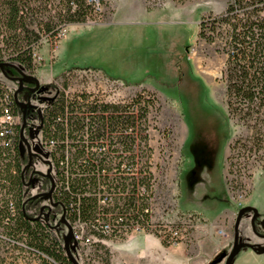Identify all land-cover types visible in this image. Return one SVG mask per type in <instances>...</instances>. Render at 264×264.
I'll use <instances>...</instances> for the list:
<instances>
[{
  "label": "rangeland",
  "instance_id": "rangeland-1",
  "mask_svg": "<svg viewBox=\"0 0 264 264\" xmlns=\"http://www.w3.org/2000/svg\"><path fill=\"white\" fill-rule=\"evenodd\" d=\"M91 2L92 16L86 22L65 25L59 40L42 38L35 50L37 61L26 71L30 79L23 77L16 92L23 103L27 97L30 106L22 134L31 155L24 142L20 146L27 165V211L54 226L63 243L67 228L60 208L46 196L48 153L38 136L41 111L50 97L57 91L68 97L84 92L90 101L124 102L145 90L155 98L148 129L154 176L149 223L132 228L123 239L109 230L100 239L69 221L90 236V244L71 239L69 249L78 264H139L128 262L122 253L135 258L143 247L158 255L156 237L195 259L208 255L213 245L220 246L225 252L223 264L232 247L239 208L253 201L264 204V133L255 136L226 111L222 78L226 54L221 49L225 34L217 35L215 42L197 35L200 21L220 15L227 0ZM0 83L14 92L18 88V80L1 71ZM53 173L56 180L54 169ZM242 222L245 217L237 229L245 231ZM249 227L255 236H264L258 215ZM242 241L243 234L238 233V242ZM199 246L205 249L198 255ZM18 251L16 255L0 245V263H52L36 253ZM256 264H264V256Z\"/></svg>",
  "mask_w": 264,
  "mask_h": 264
},
{
  "label": "trees",
  "instance_id": "trees-1",
  "mask_svg": "<svg viewBox=\"0 0 264 264\" xmlns=\"http://www.w3.org/2000/svg\"><path fill=\"white\" fill-rule=\"evenodd\" d=\"M158 1L163 0H145ZM91 16L88 0H0V71L10 79L22 75L30 79L26 71L33 67L42 38L59 40L65 25L84 23ZM221 32L225 34L221 49L226 54L222 78L227 115L255 136L261 135L264 0H227L220 15L200 21L197 35L215 42ZM5 89L0 83V93ZM87 97L84 92L68 97L57 91L43 105L41 140L53 141L50 159L56 180L52 201L64 210L70 225L69 221H76L102 239L108 236L103 228L107 224L110 235L123 239L134 226L145 227L151 218L154 176L148 129L155 98L145 90L124 102H96ZM20 162L17 156L15 169ZM1 175L11 186L12 208L7 199L0 206V235L6 238H0V245L16 255L18 250H27L51 259V264H73L54 226L27 211L30 197L23 198L18 172L7 164Z\"/></svg>",
  "mask_w": 264,
  "mask_h": 264
},
{
  "label": "built area",
  "instance_id": "built-area-1",
  "mask_svg": "<svg viewBox=\"0 0 264 264\" xmlns=\"http://www.w3.org/2000/svg\"><path fill=\"white\" fill-rule=\"evenodd\" d=\"M91 1L94 0H88V2L92 3ZM34 61H37L36 56L34 58ZM6 89L0 93V206L5 205L4 200L7 199V202L10 205V209L12 208V201L11 196L12 192L11 186L8 184V181H5L3 179V176L1 175V171H4L6 169L7 164L13 169V171L16 170V173L18 172V176L20 177V189L23 192V198L26 196V179H25V167H27L24 157L22 155L21 151V139H20V126L22 123V117L19 109L13 108V95L14 90L5 86ZM15 106H17L15 104ZM39 141H40V147H44L47 149L48 153V159L46 161L48 169L53 181H54V173H53V167L50 159V150L53 145V141L49 142H43L41 140L40 135V129H39ZM18 156V159L21 160L18 170L17 168H14L15 159ZM13 164V165H12ZM52 171V174H51ZM49 202L52 201V197L50 199L48 198ZM25 200H22V205H25ZM240 204V203H239ZM61 212L64 214V210H61ZM37 214H34L33 216H36ZM70 225V224H69ZM107 224H103V228L106 229V231L109 230L107 228ZM71 227V239L76 242H84V244H90V236H84L83 233L79 232L75 228ZM109 227V226H108ZM136 229L142 228V226L136 225L134 226ZM133 227V228H134ZM0 238L6 239L4 236L0 235ZM8 240V239H7ZM173 244H176L178 241H172Z\"/></svg>",
  "mask_w": 264,
  "mask_h": 264
},
{
  "label": "crops",
  "instance_id": "crops-1",
  "mask_svg": "<svg viewBox=\"0 0 264 264\" xmlns=\"http://www.w3.org/2000/svg\"><path fill=\"white\" fill-rule=\"evenodd\" d=\"M242 205L252 206L256 210L255 216L258 215L259 219H262L264 217V204L253 201L249 203H243ZM246 212L247 213H245V216L243 214V217L239 219V221L241 222V220L245 217V223L243 224L242 222L243 226L241 225L243 228H245V231H243V229L241 228H239L238 230L239 234H243L242 243H244L245 245L239 248L235 258L232 261V264H247L246 261H249L250 264H256V261L264 256V251H260V248L264 246V236H255L250 232L249 224L251 222L252 211L249 210ZM154 238L158 242L155 247L157 249L158 255H152L151 252L142 247L134 253V256H136L135 258L130 257L126 252L122 253L123 258L128 260V262L130 260L134 263L139 262V264H220L223 256L225 255V252L221 251L222 249L220 248V246L217 247L216 245H213L209 248V250L207 251L208 255H202L200 254V251L204 250L205 248L199 246L197 247V250H195V252H199L198 255L200 254V256H198V258L196 259L189 258L186 253L179 251L176 252L170 247L164 246L156 237Z\"/></svg>",
  "mask_w": 264,
  "mask_h": 264
},
{
  "label": "water",
  "instance_id": "water-1",
  "mask_svg": "<svg viewBox=\"0 0 264 264\" xmlns=\"http://www.w3.org/2000/svg\"><path fill=\"white\" fill-rule=\"evenodd\" d=\"M2 67V64L0 63V68ZM22 78H23V75L21 77H19L17 80H18V88L17 90L14 92V98H15V103L22 107L23 108V111L21 112L22 114V117H23V121H22V124L20 126V139L22 142H24L25 146H26V151H27V154L30 156L31 155V151L29 149V145L28 143L26 142L23 134H22V129H23V125H24V117H25V111H24V103L19 101L16 97V92L18 90L21 89L22 87ZM47 161V160H46ZM46 175L49 177L50 179V187L46 193V196L50 199L51 197V191L54 187V181L49 173V171L46 172ZM52 205H55L56 203L55 202H51ZM251 210L252 211V215H251V221L252 219L255 217L256 215V210L250 206V205H244L242 206L241 208H239L237 214H236V217H235V221H234V230H233V238H232V247H231V250L229 252V254L227 255L225 261H224V264H230L232 259L234 258V256L237 254L239 248L242 246V244L244 243H239L238 242V229H237V224H238V221L240 219V216L246 212V211H249ZM62 221L63 223L66 225V234L64 236V239H63V247H64V250H65V254L67 256V258L73 263V264H78V262L76 261V259L73 257L70 249H69V242L71 240V235H72V232H71V227L69 225V223H67V221L64 219V214L62 213ZM261 223H264V217L261 219ZM260 251H264V246L260 248Z\"/></svg>",
  "mask_w": 264,
  "mask_h": 264
},
{
  "label": "flooded vegetation",
  "instance_id": "flooded-vegetation-1",
  "mask_svg": "<svg viewBox=\"0 0 264 264\" xmlns=\"http://www.w3.org/2000/svg\"><path fill=\"white\" fill-rule=\"evenodd\" d=\"M18 95V94H17ZM16 95L17 99L20 101L21 98H19L18 96ZM17 108L21 111H23V108L18 106L17 105ZM30 109V106H29V101H27V97L24 99V111H25V115L27 114V112L29 111ZM235 221V220H234Z\"/></svg>",
  "mask_w": 264,
  "mask_h": 264
}]
</instances>
